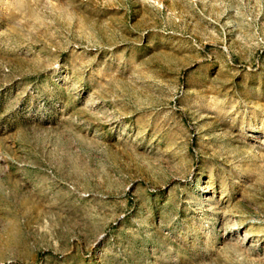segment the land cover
Segmentation results:
<instances>
[{
    "label": "rangeland",
    "instance_id": "1",
    "mask_svg": "<svg viewBox=\"0 0 264 264\" xmlns=\"http://www.w3.org/2000/svg\"><path fill=\"white\" fill-rule=\"evenodd\" d=\"M0 264H264V0H0Z\"/></svg>",
    "mask_w": 264,
    "mask_h": 264
}]
</instances>
